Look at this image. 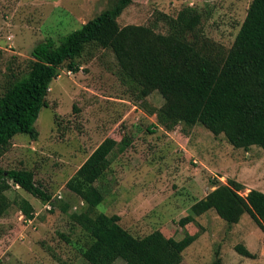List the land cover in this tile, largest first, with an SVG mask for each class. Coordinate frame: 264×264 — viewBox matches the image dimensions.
<instances>
[{
	"label": "rangeland",
	"instance_id": "1",
	"mask_svg": "<svg viewBox=\"0 0 264 264\" xmlns=\"http://www.w3.org/2000/svg\"><path fill=\"white\" fill-rule=\"evenodd\" d=\"M117 0H0V93L13 73L33 59L31 50L47 37L78 29ZM251 0H132L117 17L119 26L138 24L166 32L160 13L175 16L184 6L202 14L200 30L227 51L245 18ZM77 71L65 61L51 81L47 106L34 123L38 136L15 134L0 152V168L27 169L45 189L53 205L41 202L13 183L5 191L9 207L0 217V264H90L81 256L87 237L70 218L86 210L66 181L105 138H128L123 152H113L103 178L95 182L104 193L95 213L117 214L119 224L136 237L159 230L166 237L196 234L179 264H264V228L247 213L228 224L213 209L195 215L191 205L233 179L264 192V153L232 146L200 124L179 123L172 130L157 124L153 113L164 99L154 90L138 98L121 81L113 53L87 45L75 59ZM21 198L33 206L29 218L18 207ZM62 203L68 205L64 211ZM188 214L193 221L181 226ZM264 225V223H263ZM244 245L253 258L240 255ZM113 264H122L117 259Z\"/></svg>",
	"mask_w": 264,
	"mask_h": 264
},
{
	"label": "trees",
	"instance_id": "2",
	"mask_svg": "<svg viewBox=\"0 0 264 264\" xmlns=\"http://www.w3.org/2000/svg\"><path fill=\"white\" fill-rule=\"evenodd\" d=\"M132 0H117L112 7L84 22L78 29L58 38L47 37L31 50L32 60L23 71L13 73L0 93V152L18 133L37 138L34 123L60 66L77 71L75 59L87 45L109 49L117 62L123 83L133 88L138 98L157 90L164 99L153 113L157 124L172 130L182 123L200 124L213 135L223 134L228 143L247 150L258 146L264 153V0H251L245 18L227 51H223L200 30L202 14L184 6L175 16L160 13L166 32L150 26H119L117 17ZM130 141L105 138L90 153L65 187L79 196L86 210L73 212L70 218L84 232L86 244L81 256L90 264H179L183 250L196 238L186 233L182 238L166 237L159 230L136 237L124 229L117 214L95 213L104 193L95 185L105 175L113 152H123ZM19 186L41 202L53 205L51 195L38 185L27 169L0 168V217L9 207L5 191L10 184ZM243 184L233 179L214 183L213 189L194 202L191 213L200 215L209 209L228 224H235L247 213L264 228V192L249 189L241 195ZM25 218L33 206L18 201ZM62 210L68 205L62 203ZM193 221V216L179 224ZM242 256L253 258L244 245L236 244ZM210 264H221L216 255Z\"/></svg>",
	"mask_w": 264,
	"mask_h": 264
}]
</instances>
